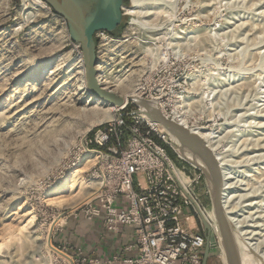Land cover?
Segmentation results:
<instances>
[{"label": "rangeland", "instance_id": "rangeland-1", "mask_svg": "<svg viewBox=\"0 0 264 264\" xmlns=\"http://www.w3.org/2000/svg\"><path fill=\"white\" fill-rule=\"evenodd\" d=\"M137 1L138 13L123 11L118 35H111L115 41H97L98 63L126 92L138 93L143 87L137 80L152 72L155 85L179 82L174 94L163 88L165 112L176 111L215 136L216 152L233 178L228 215L238 227L229 222L232 234L244 232L252 264H264V0ZM25 4L0 0V264H49L29 231L46 233L58 216L63 222L51 230V243L61 234L60 244L75 247L105 234L100 228V235H91L80 205L70 212L48 194L75 170L67 172L66 165L80 141L108 121L111 110L80 111L89 103L79 47L55 13L26 17ZM73 96L81 97L76 104ZM209 185L203 175L196 188L205 211L212 210ZM80 194L77 187L66 203ZM32 216L33 227L24 229ZM195 224L201 227L198 216ZM223 254L217 239L207 264H226Z\"/></svg>", "mask_w": 264, "mask_h": 264}, {"label": "built area", "instance_id": "built-area-1", "mask_svg": "<svg viewBox=\"0 0 264 264\" xmlns=\"http://www.w3.org/2000/svg\"><path fill=\"white\" fill-rule=\"evenodd\" d=\"M94 38L103 43L112 39L104 30L96 31ZM96 53L98 60V50ZM152 73L137 80L143 87L138 94L161 99L162 104H158L164 106L162 112L173 119L171 113H166L161 95L163 88L174 94L180 88L179 82L171 79L158 86L153 79L156 73ZM124 108L117 109L116 117L96 125L83 137L66 167L70 172L86 156H94V163L84 175L91 195L79 206V216L88 222L99 218L106 233L123 236L127 227L128 238L118 249L103 255L54 242L49 264H201L205 232L201 223L199 229L195 226V217L196 207L203 215L205 212L196 193L203 172L190 156L180 152L159 124L136 113V108ZM158 140L174 154L170 155ZM207 221L216 246L220 240L216 222Z\"/></svg>", "mask_w": 264, "mask_h": 264}, {"label": "water", "instance_id": "water-1", "mask_svg": "<svg viewBox=\"0 0 264 264\" xmlns=\"http://www.w3.org/2000/svg\"><path fill=\"white\" fill-rule=\"evenodd\" d=\"M48 7L66 24L70 40L78 44L82 55L84 80L88 94L92 100H100L108 105L120 109L129 103L135 106V112L148 116L159 124L176 142L182 154L191 157L215 191L211 195L212 210L221 239L222 250L226 264H240L232 237V226L229 223L223 204L224 180L221 165L214 151L205 140L172 118H168L160 109L155 99H146L141 96H121L100 86L96 76L98 63L94 34L104 30L112 33L121 24L122 6L126 0H43ZM154 114V117L149 115ZM176 140V141H175ZM199 160L196 163L193 157ZM197 215L205 232V247L201 264H207L211 249L215 247V239L211 235V228L196 207Z\"/></svg>", "mask_w": 264, "mask_h": 264}, {"label": "bare ground", "instance_id": "bare-ground-1", "mask_svg": "<svg viewBox=\"0 0 264 264\" xmlns=\"http://www.w3.org/2000/svg\"><path fill=\"white\" fill-rule=\"evenodd\" d=\"M137 2H138L137 0H131V6L128 7V6L123 5L122 6L123 11H126L128 13H133V14L138 13L137 10H134L136 8ZM25 3H26L25 7H24L23 11L21 12V14L26 16V17L32 16L34 11H38V12L42 11L44 13L50 12L48 7L45 5V3L42 0H25ZM136 22H138L139 24H141L143 26L146 25V22H144V21L138 20ZM110 41H115V40L111 39ZM73 47L75 49H78V44H74ZM77 56H78V59L80 61V68H81L80 77L82 79V86L87 91V88L85 85V80H84V68H83V63H82V55H81V52L79 50H78ZM101 65L98 63L96 66V72H97L96 75H97V79H98L100 86H102L106 90H109L112 93H115V94L121 96L122 98H127L129 96H140L135 90H133V91L131 90V91H127V92L124 91L125 86L122 83V81L118 77L110 75V73L106 70L107 68L105 69ZM46 84H48V83H46ZM136 90H139V88ZM87 93H88V91H87ZM80 98L81 97H78V96L74 97L73 96V98H72L73 101H71L72 104H76L77 102H79ZM160 101L162 103V100H160V99L157 102H160ZM85 103H89V106H87V104H84L82 107L79 106L80 111L81 110L83 111L85 109L89 110V108H91L93 110H95L97 108H104L107 110H111L112 114H111V118H109V120L113 119L117 115L116 107L108 105V104H106L100 100H92V97L89 94H88V100ZM85 107H87V108H85ZM160 109H161V111H163V108H160ZM101 115H103V114H101ZM172 115H173V119L175 121H177L178 123H180L181 125H183L187 128H190L192 131H194L198 135H200L205 140V142L208 144V146L214 151V153L218 159V162L221 165L222 175H223V180H224V190H223L224 211L226 213L228 221L230 223L234 224L237 228L238 227V220L236 218L234 219V217H231L228 215L229 214L228 213L229 201L231 199H233V197H234V194H232V183L233 182L230 183L229 180H232L233 178L230 175V172H228L227 169H225L226 167H225V162L223 160V157L220 156V154L218 152H216L215 146L213 144L214 143L213 138L215 136L213 135L212 132L206 131L205 128H202L200 126L198 127L197 125H189L188 120L185 117L178 114L176 111ZM149 116L154 117V114H151ZM104 117L102 116V118H104ZM107 117H108V115H107ZM146 117H148V116H146ZM148 119H150V118L148 117ZM103 120L104 119H101L98 121L100 123V122H103ZM95 121H97V120H95ZM171 139H173V138L171 137ZM187 156L189 157V155H187ZM193 159L196 163H199V160L197 158L193 157ZM94 161H95V158L93 155L86 156L85 159L82 162H80L78 167L75 168V170L71 171L68 176H66L65 178L62 179L63 180L62 182H60L58 185H56L52 188V190L48 194V196L51 197L49 199L57 202L58 205H60V206L65 205V208L68 209L70 212L73 211L74 209H76L79 205L83 204L85 201H87L90 198L91 193L87 189V187L84 183L85 180L83 178V174H84L85 170L88 169L92 163H94ZM77 187L79 188V192L81 191L79 198H77L76 200L73 199L69 203H66L65 197L69 196L70 193H72L74 190H76ZM214 191H215V187L213 185L211 188L212 194ZM204 215L207 219L215 220L213 210L205 211ZM33 218H34L33 216L30 217L27 224L23 226L24 229L28 228V227L29 228L33 227V225H34V223H33L34 219ZM62 222H63L62 217L58 216L55 218L53 224L50 225L49 228H47L46 233H41L38 228H35V229L29 231L30 235H32L34 237V239L39 240V244H40L39 249H41L42 252H44L48 257L50 255V251L52 250V246H51V242H50L51 230L53 229V227L60 225ZM23 228L22 227L19 228L18 233L21 232V230ZM15 232H16V230H15ZM11 234L12 235L10 237H8L7 239H10L11 237L12 238L15 237L17 233H15L14 235H13V233H11ZM244 235H245L244 232L233 231V234H232L233 242H234V245L236 248L239 263L240 264H252V262L249 258V255H248L247 245L244 241V239H245ZM2 244H4V243L3 242L0 243V248L3 246ZM222 258L225 262L224 254L222 255Z\"/></svg>", "mask_w": 264, "mask_h": 264}, {"label": "crops", "instance_id": "crops-1", "mask_svg": "<svg viewBox=\"0 0 264 264\" xmlns=\"http://www.w3.org/2000/svg\"><path fill=\"white\" fill-rule=\"evenodd\" d=\"M87 223L90 225L88 230L90 231L91 235H95V233L99 234L101 228V221L99 218H95L94 220L89 221ZM129 231L130 229L126 227L123 229V233L125 234L123 236L105 232L101 240L94 241L93 239H91L90 236L89 239L78 240L73 244L75 245V247L78 246V248H80L84 253H90L94 251L97 252L99 255L108 254L109 252H112L121 246L125 238H128L127 234H129ZM64 240L65 238L61 234H59L55 237L54 242L60 243V241Z\"/></svg>", "mask_w": 264, "mask_h": 264}, {"label": "trees", "instance_id": "trees-1", "mask_svg": "<svg viewBox=\"0 0 264 264\" xmlns=\"http://www.w3.org/2000/svg\"><path fill=\"white\" fill-rule=\"evenodd\" d=\"M118 29H119V27H118L116 30H114L112 33H110V34H111L112 36H117V35H118V32H117ZM95 43H96V45H97V40H95ZM128 107H129V108H135V106H134L133 104H131V103L128 104ZM158 142H159V144L165 146V148H166L167 151L170 153V155H172V153L170 152L168 146H167L165 143H163L161 140H158Z\"/></svg>", "mask_w": 264, "mask_h": 264}, {"label": "flooded vegetation", "instance_id": "flooded-vegetation-1", "mask_svg": "<svg viewBox=\"0 0 264 264\" xmlns=\"http://www.w3.org/2000/svg\"><path fill=\"white\" fill-rule=\"evenodd\" d=\"M123 15H124V13H123ZM122 19H123V16H122ZM121 23H122V20H121ZM120 25H121V24H120ZM120 25H119L118 27H120ZM118 27H117V28H118Z\"/></svg>", "mask_w": 264, "mask_h": 264}]
</instances>
